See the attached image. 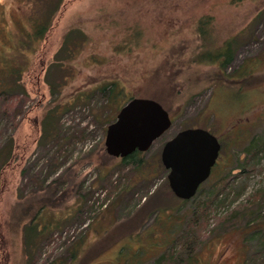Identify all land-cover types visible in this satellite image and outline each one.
Masks as SVG:
<instances>
[{
    "label": "rangeland",
    "instance_id": "1",
    "mask_svg": "<svg viewBox=\"0 0 264 264\" xmlns=\"http://www.w3.org/2000/svg\"><path fill=\"white\" fill-rule=\"evenodd\" d=\"M63 1L47 39L21 53L15 22L27 26L32 2L0 0V67H25L20 81L29 95L14 102L13 125L6 121L0 130V140L12 135L17 146L0 185V264H158L170 250L176 264H253L259 245L245 243L244 218L235 228L220 221L238 207L248 220L264 218V152L253 168L243 165L251 137L264 136V0ZM206 18L209 50L234 43L227 73L254 68L252 85L237 94L239 77L236 85H220L216 66L192 62ZM68 35L76 41L74 57L60 53ZM113 81L124 93L119 105L152 99L173 122L137 172L117 170L121 159H98L108 125L97 119L107 103L97 89ZM56 106L62 115L44 131L45 114ZM192 128L211 132L224 148L210 178L180 204L165 185L160 155ZM59 175L61 185L52 184ZM81 200L87 206L80 210ZM41 206L39 223L56 227L35 235L29 226ZM254 261L264 264V254Z\"/></svg>",
    "mask_w": 264,
    "mask_h": 264
},
{
    "label": "trees",
    "instance_id": "2",
    "mask_svg": "<svg viewBox=\"0 0 264 264\" xmlns=\"http://www.w3.org/2000/svg\"><path fill=\"white\" fill-rule=\"evenodd\" d=\"M26 0H18L19 3H25ZM32 2V8L30 9V15L27 16L26 19V25L16 20L15 25H20L21 30L20 34L24 38V40L20 43V52L27 51V52H35L36 48L35 46L40 43V41H45L47 39V35L50 33L53 21L56 18V16L60 13L61 6L63 5V0H28ZM211 18H206L205 20H201L199 22V37H201V41L203 43L200 45V47L197 49L198 54L193 58L192 62L197 64H209L216 66L218 71L215 73V80L220 83V85H224L225 83L236 85L237 82H239L238 79H241L240 86L237 89V93H239L242 89H244L247 86H251V81L253 79V69L250 65L247 66V68H243L242 71L235 70L233 73H227L229 67L233 63L232 60L234 58V43L232 41H226L223 43V45L214 51L209 50L207 47V41H209V29L208 26L210 25ZM73 34V33H71ZM73 38L68 35L63 43V48L60 51V53H65L67 56H75V51L77 49L76 41H71ZM51 67L48 68V75L51 72ZM25 67H18L17 69L8 66L7 68H1L0 67V130L3 126L4 122L6 121H12L13 125V119L10 117L12 108H14L13 104L14 102H21L28 99L29 95L26 93V90L24 88L23 83L20 81L22 73L24 71ZM239 77V78H238ZM238 78V79H237ZM255 85V84H254ZM97 92L106 95V104H104L98 111H100V115L97 119L103 122V125H111V123L115 120L114 113L119 112L121 108H123V105H119V102L117 101L119 98L122 97L123 90L120 87V84L118 81L110 82V84H103L99 86L97 89ZM91 95L88 96H82L83 100H88ZM133 98H130L131 100ZM128 100V102H129ZM119 105V106H118ZM60 106H56L53 109H49L45 114V121L43 123V127L45 128L44 131H48V126L52 123L55 125V121H57L60 116ZM113 115H112V113ZM117 112V113H118ZM112 115V116H111ZM37 119V117H36ZM60 127V126H59ZM1 135V134H0ZM219 143L220 140H219ZM222 149L224 148L223 143H221ZM17 146L15 141L12 138V135L10 137L5 138L3 140H0V185L3 178L4 171L10 166L11 162L14 159V156L16 155ZM264 152V136L258 137L253 136L250 139V142L248 145L244 148L243 153H245L246 158L244 160L245 167H248L249 169L254 167V162H256V159L260 157V154ZM99 160L107 161L111 160L113 158L109 157L106 153V149L102 147L101 150H99ZM144 153L136 152L135 154H132L128 157H126L124 160L121 159L120 164L117 167V170L121 169H135L136 172L139 170L140 167L144 166V160L141 157ZM108 162V161H107ZM218 163V161H217ZM216 163V167H217ZM216 167L213 169H216ZM115 168L113 171H111L110 175H113L115 171H117ZM212 172V174H213ZM211 174V175H212ZM107 175V174H106ZM105 175V176H106ZM109 175V176H110ZM143 176V175H142ZM144 178V177H143ZM62 180V175L58 176L57 179L52 181V184L59 186L61 185L60 182ZM165 185L167 186L168 191H170V194L173 195V197L178 201L180 204H185L188 202V200H180L178 197L175 196L172 190H170L168 186V181H166ZM1 187V186H0ZM223 188V187H222ZM222 191V190H221ZM80 195V193H78ZM264 194V193H263ZM218 195V194H217ZM82 196V195H81ZM85 198V196H82ZM264 196L261 197L262 200ZM78 206L80 207V210L87 206L86 200H81L78 202ZM177 203V204H178ZM147 205V204H146ZM46 209L45 206H41V208L36 213V216L33 218V222L29 226V231L35 235L38 233L44 234V232L48 231L51 226H55L54 224H51L48 222L47 224H40L38 219L41 213ZM244 211L243 207H238L234 210H232L229 214H227L222 221H220L221 225L227 224L230 225V228H235L238 226L237 223H234L235 219L237 220L238 216L240 215L241 218H244V225L243 228L247 231V237L245 243H254L258 244V248L255 254L256 255H263L264 254V218L262 219H246V215L248 212H242ZM181 210L179 208L174 209L173 211L171 209V214L180 215ZM157 213V212H154ZM153 214V213H152ZM197 214L193 219L188 222L189 226L192 227L193 223L200 220L202 216H205V213H201L200 216ZM223 223V224H222ZM41 225V226H40ZM219 225V227L221 226ZM254 225L255 228L250 230ZM219 229V228H218ZM197 235V231H194ZM189 230L185 229V232L181 235L180 241L183 245H185L187 238H188ZM81 246V245H80ZM74 247L70 251V262L77 258L79 251V247ZM174 251L170 250V253H165L160 259L161 261L158 264H176L177 263V256L174 258ZM167 255L168 258L166 257ZM255 257L252 260V263H255ZM31 264V263H27ZM57 264V263H52ZM59 264H66L63 261Z\"/></svg>",
    "mask_w": 264,
    "mask_h": 264
},
{
    "label": "water",
    "instance_id": "3",
    "mask_svg": "<svg viewBox=\"0 0 264 264\" xmlns=\"http://www.w3.org/2000/svg\"><path fill=\"white\" fill-rule=\"evenodd\" d=\"M172 124L158 101L134 97L107 127L104 148L109 157L122 160L136 152L147 153ZM164 145L160 157L169 188L180 200H191L216 167L221 143L211 132L192 128L181 130Z\"/></svg>",
    "mask_w": 264,
    "mask_h": 264
},
{
    "label": "flooded vegetation",
    "instance_id": "4",
    "mask_svg": "<svg viewBox=\"0 0 264 264\" xmlns=\"http://www.w3.org/2000/svg\"><path fill=\"white\" fill-rule=\"evenodd\" d=\"M212 172H213V171H212ZM201 186H202V185H201ZM201 186H200V187H201Z\"/></svg>",
    "mask_w": 264,
    "mask_h": 264
}]
</instances>
